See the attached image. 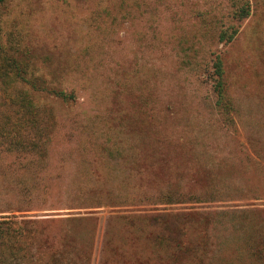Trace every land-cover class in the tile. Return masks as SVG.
<instances>
[{
    "label": "rangeland",
    "instance_id": "rangeland-1",
    "mask_svg": "<svg viewBox=\"0 0 264 264\" xmlns=\"http://www.w3.org/2000/svg\"><path fill=\"white\" fill-rule=\"evenodd\" d=\"M246 1L3 0L0 264H264Z\"/></svg>",
    "mask_w": 264,
    "mask_h": 264
},
{
    "label": "trees",
    "instance_id": "trees-1",
    "mask_svg": "<svg viewBox=\"0 0 264 264\" xmlns=\"http://www.w3.org/2000/svg\"><path fill=\"white\" fill-rule=\"evenodd\" d=\"M241 1L243 4L239 10V12H241L240 14H244V16H246L248 14V5H247V1L246 0H239ZM3 0H0V5L2 4ZM217 75H220L219 72ZM219 77V76H218ZM214 88L218 91V93H221V82L216 81ZM26 222L23 221H0V239L2 237H6V235H8L9 233L12 234L15 230H17V227H22L23 224H25ZM27 224V223H26ZM3 226L5 227V234L4 233V229H2Z\"/></svg>",
    "mask_w": 264,
    "mask_h": 264
}]
</instances>
